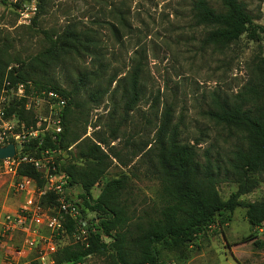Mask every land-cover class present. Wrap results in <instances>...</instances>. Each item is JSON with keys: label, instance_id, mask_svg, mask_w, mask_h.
I'll return each instance as SVG.
<instances>
[{"label": "rangeland", "instance_id": "1", "mask_svg": "<svg viewBox=\"0 0 264 264\" xmlns=\"http://www.w3.org/2000/svg\"><path fill=\"white\" fill-rule=\"evenodd\" d=\"M193 0H0V51L14 65V56L30 60L47 46L43 31L53 37L72 31L75 39L60 44L54 55L31 61L30 77L47 84H56L70 91L69 110L65 120L70 130L82 136L94 131L107 134L117 126L112 138L120 156L132 145L151 140L164 105L171 109V122L177 124L181 141L195 142L199 158L203 152L223 168L230 151L240 141L237 132L215 123L204 113L212 108L214 99L229 98L243 88L250 78L253 64L264 55V35L247 39L241 35L224 45L206 42L208 25L195 23ZM253 20L264 24V0H241ZM36 2H39V7ZM220 9L219 0H206ZM35 9L20 15L21 5ZM38 10L35 23L30 17ZM29 11V9H28ZM136 72L137 99L130 109L124 108L129 96L130 74ZM114 76V80L109 81ZM78 77H82L78 81ZM76 82H81L76 87ZM97 88L105 91L91 99ZM97 95V94H96ZM37 110L44 114L41 103ZM117 124V125H116ZM42 126V123H40ZM50 150L48 156H66L73 150ZM135 158L126 166L115 157L90 191L95 196L102 182L119 172L129 174V199L134 213L158 202V185L145 171V163L136 165ZM135 166V167H134ZM73 185V191L78 188ZM225 198L235 189L229 179L217 184ZM264 196V180L239 197L253 200ZM19 196L12 192L6 176H0V207L13 208ZM92 215L86 212L85 216ZM221 225H211L192 238L181 250L159 248L160 256L177 264H264V227L253 228L244 215V207L225 211ZM250 238L240 241L242 235ZM252 239L262 243L253 244ZM62 236L59 244L71 241ZM228 242V244H227ZM31 264H35L32 262ZM61 264H72L65 261ZM76 264H104L95 255H87Z\"/></svg>", "mask_w": 264, "mask_h": 264}, {"label": "trees", "instance_id": "2", "mask_svg": "<svg viewBox=\"0 0 264 264\" xmlns=\"http://www.w3.org/2000/svg\"><path fill=\"white\" fill-rule=\"evenodd\" d=\"M21 0L14 2L19 6ZM220 9L211 7L206 0H193V19L195 23L205 24L209 29L204 40L215 45H227L241 35L247 39H257L264 35V24L253 20L241 0H219ZM39 7V2H36ZM38 10L30 17L29 26L34 25ZM47 42L42 50L33 54L30 60L14 56V65H10L0 51V85L7 79L10 83L18 81L30 82L33 88H54L66 97L62 108L61 130L55 140L45 136L38 142L32 137L23 143L22 150L37 157L42 150L66 148L73 143L74 149L66 156H56L53 164L65 170L69 175V183L78 188L80 198L78 210L89 222L85 241L74 239L75 221L66 216L64 235L72 240L59 244L53 252V264L70 261L76 264L87 255H95L104 264H157L165 260L160 256L159 248L176 250L180 255L182 249L197 234L211 225H221L224 217L236 206L244 207V215L253 228L264 224V196L253 200L239 196L250 191L264 180V55L252 66L251 75L243 88H239L229 98L214 99L212 108L204 113L215 123L231 128L239 135V143L230 151L227 164L220 168L215 160L203 152L199 158L196 141H181L178 137L177 124L171 122V109L164 105L158 122L155 125L151 140L143 144L130 146L124 156H120L112 138L117 137V126L111 127L105 134L94 131L91 136H82L67 126L65 112L71 102L70 91L56 84H47L38 78H31L29 66L31 61H39L54 55L60 44L67 45V39H75L72 31L52 36L43 31ZM9 68H7V66ZM115 75L109 81L114 80ZM82 77H78L81 81ZM129 96L124 108L130 109L137 99L136 72L128 77ZM81 82H76V87ZM105 88H97L91 92V99L103 93ZM97 94V95H96ZM23 99L16 100L7 106L23 120L25 126L35 125V118L29 109L23 107ZM117 125V124H116ZM111 157H115L120 165L126 166L135 158L136 165L144 162L145 171L155 178L158 185V202L149 208H141L134 213V206L129 199L131 171H121L117 176L105 179L95 196L91 187L105 172ZM139 165V164H138ZM135 167V166H134ZM18 173L33 177L38 185L43 179L40 172L26 162L18 167ZM229 179L235 183V189L222 198L217 184ZM43 206L53 205V196L40 198ZM92 215L85 216L86 212ZM106 236V239L103 238ZM250 238V234L242 235L240 241ZM253 244L262 243L252 239ZM228 244V242H227ZM175 261V260H174ZM240 264H243L240 262Z\"/></svg>", "mask_w": 264, "mask_h": 264}, {"label": "built area", "instance_id": "3", "mask_svg": "<svg viewBox=\"0 0 264 264\" xmlns=\"http://www.w3.org/2000/svg\"><path fill=\"white\" fill-rule=\"evenodd\" d=\"M34 9L32 4L21 5L19 12L27 17V12L33 13ZM21 98H24L23 107L29 109L35 118L34 126H25L14 109L7 110V106ZM65 101L66 97L54 88L35 89L25 81L10 83L4 79L1 82L0 146L11 142L14 151L11 156L0 158V176H6L12 192L19 196V203L13 208L0 207V264H53L52 255L64 235L66 216L75 221L72 237L84 240L86 244L89 222L78 210L80 198L69 183L68 173L56 167L48 156L52 149L45 148L37 157L22 150L23 143L32 137H37L38 142L45 136L51 140L57 138ZM38 103L44 106V114L37 110ZM26 162L40 172L41 185L33 177L18 173V167ZM50 196H53L55 204H40V198ZM14 233L20 237L17 243L13 241ZM157 264L177 263L173 259H165Z\"/></svg>", "mask_w": 264, "mask_h": 264}, {"label": "water", "instance_id": "4", "mask_svg": "<svg viewBox=\"0 0 264 264\" xmlns=\"http://www.w3.org/2000/svg\"><path fill=\"white\" fill-rule=\"evenodd\" d=\"M16 148H19V145H16ZM14 151V146L11 142H8L0 146V158L5 156H11ZM264 227V224L262 225Z\"/></svg>", "mask_w": 264, "mask_h": 264}, {"label": "crops", "instance_id": "5", "mask_svg": "<svg viewBox=\"0 0 264 264\" xmlns=\"http://www.w3.org/2000/svg\"><path fill=\"white\" fill-rule=\"evenodd\" d=\"M9 208H11V207H9ZM19 238H20L19 235L14 233V238H13L14 243H17L19 241ZM64 262L65 261H62V262L57 263V264H61V263H64ZM245 264H250V263H245Z\"/></svg>", "mask_w": 264, "mask_h": 264}]
</instances>
